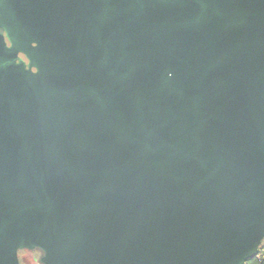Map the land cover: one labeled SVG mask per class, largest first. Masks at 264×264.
<instances>
[{
	"label": "water",
	"instance_id": "water-1",
	"mask_svg": "<svg viewBox=\"0 0 264 264\" xmlns=\"http://www.w3.org/2000/svg\"><path fill=\"white\" fill-rule=\"evenodd\" d=\"M264 238V0H0V264H244Z\"/></svg>",
	"mask_w": 264,
	"mask_h": 264
},
{
	"label": "trees",
	"instance_id": "trees-1",
	"mask_svg": "<svg viewBox=\"0 0 264 264\" xmlns=\"http://www.w3.org/2000/svg\"><path fill=\"white\" fill-rule=\"evenodd\" d=\"M23 251L24 250H20L18 252L20 264H22L20 253ZM244 264H264V238L258 248L257 253L254 256L248 258Z\"/></svg>",
	"mask_w": 264,
	"mask_h": 264
},
{
	"label": "rangeland",
	"instance_id": "rangeland-1",
	"mask_svg": "<svg viewBox=\"0 0 264 264\" xmlns=\"http://www.w3.org/2000/svg\"><path fill=\"white\" fill-rule=\"evenodd\" d=\"M37 257L38 253L36 252L23 251L20 253V259L22 261V264H36L34 258Z\"/></svg>",
	"mask_w": 264,
	"mask_h": 264
},
{
	"label": "flooded vegetation",
	"instance_id": "flooded-vegetation-1",
	"mask_svg": "<svg viewBox=\"0 0 264 264\" xmlns=\"http://www.w3.org/2000/svg\"><path fill=\"white\" fill-rule=\"evenodd\" d=\"M24 251H29V250H24ZM29 252H36V253H38L37 251H29ZM38 255H39V253H38ZM34 261H35L36 264H39L38 263V257L37 258H34Z\"/></svg>",
	"mask_w": 264,
	"mask_h": 264
}]
</instances>
